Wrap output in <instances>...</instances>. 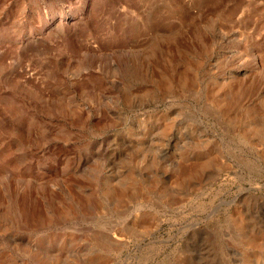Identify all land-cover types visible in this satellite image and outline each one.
<instances>
[{
    "label": "rangeland",
    "instance_id": "1",
    "mask_svg": "<svg viewBox=\"0 0 264 264\" xmlns=\"http://www.w3.org/2000/svg\"><path fill=\"white\" fill-rule=\"evenodd\" d=\"M0 264H264V0H0Z\"/></svg>",
    "mask_w": 264,
    "mask_h": 264
}]
</instances>
